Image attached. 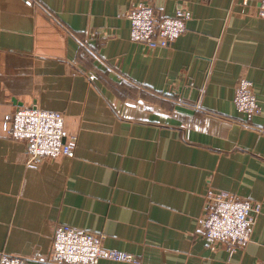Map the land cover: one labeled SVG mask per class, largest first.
<instances>
[{
  "label": "crops",
  "instance_id": "1",
  "mask_svg": "<svg viewBox=\"0 0 264 264\" xmlns=\"http://www.w3.org/2000/svg\"><path fill=\"white\" fill-rule=\"evenodd\" d=\"M188 13L186 30L148 49L126 11ZM258 1L0 0V256L47 261L59 224L103 236L135 260L98 264H264V18ZM249 78L260 112L234 103ZM65 115L73 157L27 166L4 115ZM262 205L230 255L199 231L210 192Z\"/></svg>",
  "mask_w": 264,
  "mask_h": 264
},
{
  "label": "built area",
  "instance_id": "2",
  "mask_svg": "<svg viewBox=\"0 0 264 264\" xmlns=\"http://www.w3.org/2000/svg\"><path fill=\"white\" fill-rule=\"evenodd\" d=\"M258 1L259 15L264 18V0H243L245 4ZM131 22V38L152 50L168 47L186 30L188 13L177 9L174 16L159 13L151 5H140L126 11ZM236 107L248 117L260 112L252 81L239 79L234 95ZM7 134L26 143L27 166L34 168L44 160L60 156L73 157L76 137L66 128L65 115L38 106L18 107L3 117ZM211 205L199 223V231L211 246L225 244L230 255L251 240L253 227L262 205L228 191L210 192ZM103 258L116 261L135 260L133 255L117 249H107L103 236L69 224H59L51 240L47 261L53 264H98ZM0 264H33L31 259L2 254Z\"/></svg>",
  "mask_w": 264,
  "mask_h": 264
}]
</instances>
